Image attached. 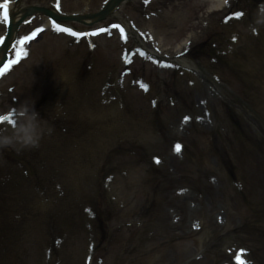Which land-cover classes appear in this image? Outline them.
<instances>
[{
  "label": "rangeland",
  "instance_id": "obj_1",
  "mask_svg": "<svg viewBox=\"0 0 264 264\" xmlns=\"http://www.w3.org/2000/svg\"><path fill=\"white\" fill-rule=\"evenodd\" d=\"M202 7L204 11L192 12H195L197 17L203 16L205 20L209 12L206 10L211 4ZM178 12L180 18L183 17V12ZM192 12H189L190 16ZM260 17L259 15L257 18ZM253 19L254 15L251 14L247 21ZM236 28L237 24L220 27L217 32L218 41L228 39V32L235 31ZM180 41L182 37L177 36L171 44H166L174 50ZM75 50L78 51L77 54L61 53L55 57L57 60L69 57L68 65L74 69L79 57L86 54L84 47ZM115 53L113 41L104 39L99 42L98 55L94 59L96 63L101 59L100 66H103L106 60L116 62ZM187 64L192 67V73L195 71L201 80L199 90L208 99L212 109V116L205 115V123L193 121V127L204 133L205 147L209 146L208 153L205 160L204 156L202 157L204 162L201 159L195 162L189 160L190 163L186 167H181L183 157L188 160L186 154L175 156L173 151L168 149L164 155L165 167H128L114 173L113 181L121 179L128 185L124 197L126 217H135L137 224L136 228H131V236H126L129 237L133 251L130 255L138 256L139 264H232L231 258L236 248L244 246L251 250L250 257L254 264H264V151L250 148L252 152H238L236 161L233 152L234 138L230 153L227 149L221 151L212 145L215 133L224 129L228 123L229 112L224 101L234 102L236 112L245 115L250 124H255L259 135L264 134V124L254 117L253 112L245 110L238 101L233 100L236 97L232 91L223 88L213 73L198 63H194L195 69L189 62ZM237 67L243 68V65ZM159 76L163 78L164 73L160 72ZM259 82L264 87V79ZM257 90L262 89L258 86ZM196 92L190 93L189 98H193ZM263 99V95H258L259 102ZM206 109L207 107H204L205 114ZM188 113L189 104L186 109L179 111L177 118L172 122L174 133H187L179 118ZM251 130L253 131V127ZM253 152L259 154L255 155ZM168 153L171 157L166 158ZM231 157L235 159V164ZM123 171L125 173H122ZM152 173L156 175L151 176ZM175 174H180L183 184L175 185L163 180L165 176H170L175 181ZM160 190L164 192L161 191L162 196L159 198L157 193ZM162 201H168L171 205L163 210ZM147 206L150 211L143 217H137ZM114 209L116 210L115 206ZM260 209L262 217L257 218L254 213ZM155 216H158V219ZM257 219L260 222H257ZM115 229L120 230V224ZM84 250L83 242L81 249L76 252L82 251L83 254ZM200 255L202 260L195 263L198 261L196 256ZM126 259L123 264H126Z\"/></svg>",
  "mask_w": 264,
  "mask_h": 264
},
{
  "label": "bare ground",
  "instance_id": "obj_2",
  "mask_svg": "<svg viewBox=\"0 0 264 264\" xmlns=\"http://www.w3.org/2000/svg\"><path fill=\"white\" fill-rule=\"evenodd\" d=\"M20 15H21V14H20ZM20 15H19V16H20Z\"/></svg>",
  "mask_w": 264,
  "mask_h": 264
}]
</instances>
